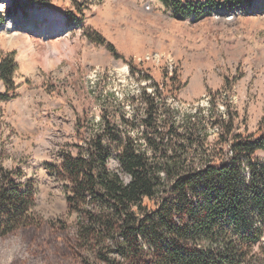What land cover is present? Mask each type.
<instances>
[{
    "label": "trees",
    "instance_id": "obj_1",
    "mask_svg": "<svg viewBox=\"0 0 264 264\" xmlns=\"http://www.w3.org/2000/svg\"><path fill=\"white\" fill-rule=\"evenodd\" d=\"M64 1L71 7L62 13L64 24L82 27L90 0ZM158 1L182 20L254 7V0ZM33 5L46 4L10 0L7 12L13 17ZM91 42L119 59L100 35ZM127 65L137 90L118 98L94 85L99 115L76 120V156L63 153L47 168L64 183L86 264H264V163L256 157L264 152V129L258 138L234 134L226 103L217 115L214 101L206 111L180 113L159 83ZM15 69L14 52L0 58L2 102L16 98ZM142 80L149 85L141 86ZM177 91L172 82L167 93ZM14 174L0 166V236L37 223L36 190Z\"/></svg>",
    "mask_w": 264,
    "mask_h": 264
},
{
    "label": "rangeland",
    "instance_id": "obj_2",
    "mask_svg": "<svg viewBox=\"0 0 264 264\" xmlns=\"http://www.w3.org/2000/svg\"><path fill=\"white\" fill-rule=\"evenodd\" d=\"M98 2L85 12L82 27L69 28L62 17L71 10L67 1L44 0L46 8L33 5L10 17V0H0V58L14 52L16 62V98L0 101V166L34 186L37 219L32 227L0 236V264H86L64 183L47 168L57 166L63 153L76 156L75 122L82 114L98 117V92L120 98L137 90L128 62L159 83L180 113L206 111L214 101L217 115L226 103L234 134L258 138L264 129V0H254V13L198 20L172 17L158 0ZM59 22L60 32L38 36ZM98 35L119 59L91 42ZM172 82L178 85L174 94L167 93ZM94 85L98 92L92 95ZM5 91L0 80V94ZM217 133L210 131L211 147ZM256 157L264 163V152Z\"/></svg>",
    "mask_w": 264,
    "mask_h": 264
},
{
    "label": "bare ground",
    "instance_id": "obj_3",
    "mask_svg": "<svg viewBox=\"0 0 264 264\" xmlns=\"http://www.w3.org/2000/svg\"><path fill=\"white\" fill-rule=\"evenodd\" d=\"M15 15V14H14ZM155 16V15H154ZM35 19H38V17H34V20ZM62 23L61 22H59V23H54V24H52V25H50V26H47L45 29H43V30H39V31H37V33H38V36H40L41 38L43 37V36H46V35H48V37H50V34H52L53 32H60V30H62V29H64V27H62V26H60ZM10 27V25H8L5 29H8ZM27 29H28V33H31V31H33V28L30 26V25H28V27H27ZM18 34H16V33H14L12 36L13 37H16ZM44 38H47V37H44ZM15 46V45H14ZM26 119V118H25Z\"/></svg>",
    "mask_w": 264,
    "mask_h": 264
},
{
    "label": "water",
    "instance_id": "obj_4",
    "mask_svg": "<svg viewBox=\"0 0 264 264\" xmlns=\"http://www.w3.org/2000/svg\"><path fill=\"white\" fill-rule=\"evenodd\" d=\"M221 17H225L226 15H220Z\"/></svg>",
    "mask_w": 264,
    "mask_h": 264
},
{
    "label": "built area",
    "instance_id": "obj_5",
    "mask_svg": "<svg viewBox=\"0 0 264 264\" xmlns=\"http://www.w3.org/2000/svg\"><path fill=\"white\" fill-rule=\"evenodd\" d=\"M145 9L148 10V7H146Z\"/></svg>",
    "mask_w": 264,
    "mask_h": 264
}]
</instances>
